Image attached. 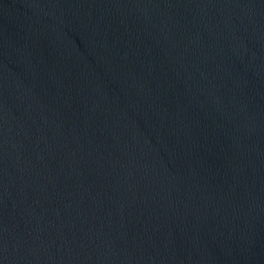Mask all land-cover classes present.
Here are the masks:
<instances>
[{
	"label": "water",
	"instance_id": "1",
	"mask_svg": "<svg viewBox=\"0 0 264 264\" xmlns=\"http://www.w3.org/2000/svg\"><path fill=\"white\" fill-rule=\"evenodd\" d=\"M0 264H264V0H0Z\"/></svg>",
	"mask_w": 264,
	"mask_h": 264
}]
</instances>
